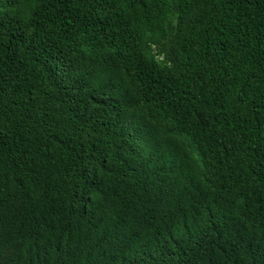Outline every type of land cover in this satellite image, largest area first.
Returning <instances> with one entry per match:
<instances>
[{"label": "trees", "instance_id": "16d2710c", "mask_svg": "<svg viewBox=\"0 0 264 264\" xmlns=\"http://www.w3.org/2000/svg\"><path fill=\"white\" fill-rule=\"evenodd\" d=\"M0 264H264V0H0Z\"/></svg>", "mask_w": 264, "mask_h": 264}, {"label": "bare ground", "instance_id": "6f19581e", "mask_svg": "<svg viewBox=\"0 0 264 264\" xmlns=\"http://www.w3.org/2000/svg\"><path fill=\"white\" fill-rule=\"evenodd\" d=\"M78 261V260H77Z\"/></svg>", "mask_w": 264, "mask_h": 264}]
</instances>
